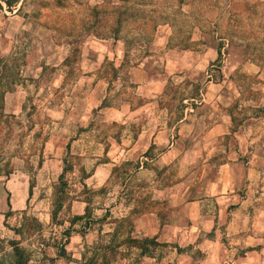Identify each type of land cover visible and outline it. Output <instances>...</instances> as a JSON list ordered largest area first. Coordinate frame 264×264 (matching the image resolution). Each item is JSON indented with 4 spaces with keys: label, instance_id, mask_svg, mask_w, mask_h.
Returning a JSON list of instances; mask_svg holds the SVG:
<instances>
[{
    "label": "rangeland",
    "instance_id": "rangeland-1",
    "mask_svg": "<svg viewBox=\"0 0 264 264\" xmlns=\"http://www.w3.org/2000/svg\"><path fill=\"white\" fill-rule=\"evenodd\" d=\"M251 1L263 3L256 16L249 13ZM0 5V264H13L12 242L26 251L28 264H203L201 239L190 243L169 229V197L198 167L218 166L221 156L206 155L216 141L182 139L185 130L177 125L173 147L169 140L148 150L151 140L136 136L142 128L153 131L158 117L151 116V125L147 118L134 122L129 111L149 100L134 73L144 62L145 72L163 86L157 99L172 126L182 113L194 119L197 111H189L195 103L186 98L199 99L208 74L219 84L220 68L229 73L239 49L244 60L264 66V0H19L10 10ZM95 26L101 27L98 37ZM219 39L229 44L224 53L230 62L194 73L188 63L168 77L165 54L201 56L206 45L226 44ZM243 66L226 83L242 86L238 96L226 88L224 94L237 101L229 113L264 142V81L242 74ZM91 74L110 82L102 107ZM208 126L195 125L194 131ZM128 133L133 141L121 137ZM195 146L204 147L203 156L188 151ZM67 166V198L52 220L53 193ZM86 202L90 218L74 221L84 215ZM145 239L155 244L140 250L132 242Z\"/></svg>",
    "mask_w": 264,
    "mask_h": 264
},
{
    "label": "crops",
    "instance_id": "crops-1",
    "mask_svg": "<svg viewBox=\"0 0 264 264\" xmlns=\"http://www.w3.org/2000/svg\"><path fill=\"white\" fill-rule=\"evenodd\" d=\"M220 4L222 2H219V7ZM219 40L226 41L225 45H219L220 57L217 54L219 48H209L207 45L201 56L197 57L192 53L182 57L176 56L173 52L165 54L161 63L165 66L168 77L185 70V67L181 66L188 63H191V67L186 69L194 73L204 65L212 67L215 62L221 65L230 62L228 54L224 53L229 44L227 40ZM239 50L236 62H230L229 73L223 69L224 67L220 68L222 79L219 84H213L211 76L206 73L205 85L197 90L199 99L186 98L187 101L197 105H191L189 111V114L197 111L194 115L196 117L191 119L189 115L190 118L187 119L188 114L185 113L183 116L182 113L175 126L170 124L171 115H168L166 110H160L157 97L163 86L160 87L159 83L145 72L144 62L137 66L134 73L136 85L143 87L146 84L145 92L149 95V100L136 103L135 109L129 112L131 116H135L134 122H141L145 118L150 119L149 125L158 122L153 131L142 128L137 133L136 138L139 141L151 140L148 150L155 145L169 143V140L173 141L170 148L173 147L176 143L173 137L177 125L185 130L182 139L199 138L204 144L209 140L216 141V149L207 150L206 155L212 156L217 153L221 156V160L217 162L218 166L215 167L207 162L206 165L198 167L192 172L193 177L189 176L171 188L169 197V229L174 235L189 237L190 243L193 239H201V250L206 255L203 264H264V142L256 138L255 129L248 126V123L245 127L242 121L236 122L235 117L229 113V109L235 107L237 101L233 96L228 98V95L232 89L238 96L242 86L226 85L243 63L244 66L240 69L242 74L256 76L264 81V66L259 67L249 60H244V53ZM97 57L101 58L99 55ZM113 66L114 69H119L122 67V62L118 67L115 64ZM87 67L92 68L91 65ZM93 75H90L89 81L92 82L93 89L102 96V107L110 82L107 79L97 80ZM226 88L229 90L228 95L224 94ZM212 91L219 93L213 97ZM124 105L129 106L130 102H124ZM165 112V118H162L161 122L158 121ZM151 116H154V120L157 116V121L153 122ZM195 125L209 126L204 132H197L194 131ZM195 134L199 136L195 137ZM177 135L180 134L177 132ZM121 137L133 141L130 133ZM229 140H233L232 147L228 144ZM139 146L140 143L137 142L136 148L138 149ZM201 146L191 147L188 151L203 156L205 149ZM119 149L122 152L126 151V148ZM140 164L141 169L146 165L142 162Z\"/></svg>",
    "mask_w": 264,
    "mask_h": 264
},
{
    "label": "trees",
    "instance_id": "trees-1",
    "mask_svg": "<svg viewBox=\"0 0 264 264\" xmlns=\"http://www.w3.org/2000/svg\"><path fill=\"white\" fill-rule=\"evenodd\" d=\"M0 1L2 3H4V5L6 6V8L8 10L12 9L15 6V4H17L19 2V0H0ZM262 4H263L262 2L251 1V4L248 7V9H250L249 13L252 14L253 16H256V14H258L257 9H258L259 5H262ZM1 9H2V6L0 5V10ZM129 12L122 13V16L127 15ZM96 14L98 15V13H96ZM98 22L99 21H97V23ZM100 28L101 27L95 26V28H94L95 31L93 32V34H95V37H98L101 35L99 32H97V31L101 30ZM119 29H120L119 26L117 28L112 29L114 39H116V37L118 36ZM217 54L220 57V48L217 49ZM183 101H184V98L181 99V103H183ZM180 117L181 116H179V118ZM68 170H70V168L68 169V166L62 170V173L59 177V184L55 188L54 193H53L52 212H51L52 220H54L56 218L57 214L61 211V209L64 205V202L67 198V195L64 193V188H63L64 185L62 183V180L64 179ZM86 204H87V207L85 208L84 215H82L80 217H74L73 218L74 221L82 222V221H85L88 218H90V209L88 207L89 204L87 202H86ZM7 206L9 207L8 200H7ZM32 222H33V220H32ZM34 222H36V221L34 220ZM36 224H38V223H36ZM38 226H39V224H38ZM132 242H133V244H135V247H137L140 250L146 249L145 245H147V244H151V245L155 244L153 240H147V239H145L143 241L133 240ZM154 246H156V245H154ZM11 249H12L13 264H28L29 263V257L27 255L26 251L24 249H22L21 247H19V244L17 242L11 243ZM60 253H61V256L64 255L63 247L60 248ZM89 263H90V260L87 259L84 261L83 264H89Z\"/></svg>",
    "mask_w": 264,
    "mask_h": 264
}]
</instances>
